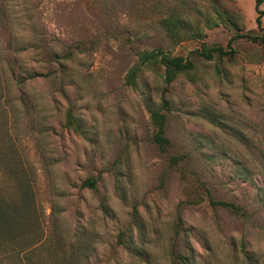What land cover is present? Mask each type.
<instances>
[{"label":"rangeland","instance_id":"1","mask_svg":"<svg viewBox=\"0 0 264 264\" xmlns=\"http://www.w3.org/2000/svg\"><path fill=\"white\" fill-rule=\"evenodd\" d=\"M221 2L241 10L245 31H258L256 0ZM202 5L0 0V194L18 192L16 166L32 182L50 241L65 253L89 246L83 264H264V51L240 39L236 61L197 57L201 43L171 37L166 21L194 24ZM207 33L224 46L233 37L224 27ZM156 48L190 58L195 71L166 84L163 69H148L138 87L126 85L137 52ZM10 63L38 77L17 86ZM69 106L85 136L65 126ZM157 109L167 116L166 151L152 140ZM122 233L139 253L119 243Z\"/></svg>","mask_w":264,"mask_h":264},{"label":"trees","instance_id":"2","mask_svg":"<svg viewBox=\"0 0 264 264\" xmlns=\"http://www.w3.org/2000/svg\"><path fill=\"white\" fill-rule=\"evenodd\" d=\"M204 5L198 6L196 11L198 18L196 22L190 23L187 19L178 18L176 21H166L171 26L173 38L177 36H186L189 39L199 41L200 48L196 49L193 54L206 61H236L240 52L234 47V43L240 39L248 40L258 45L264 51V0H256L255 11L257 13L256 24L258 31H245L244 18L241 10L235 5V0H229L234 3V8L225 7L221 0H200ZM219 27L227 28L233 33L227 46L217 43L207 42V31ZM22 44L25 43V36L21 35ZM252 59H256L255 53L249 54ZM59 58L58 53L54 55ZM70 59V56L64 55L63 60ZM60 61V62H59ZM59 74L60 77L65 75L66 64L60 59ZM7 74L17 86H24L28 79L38 77L35 70L20 72L13 64H7ZM63 68V69H62ZM163 69V78L166 84H171L180 75H189L195 71V63L184 56H173L166 53L162 48L153 50H140L137 52V61L125 76V84L131 87H138L140 80L144 77L148 69ZM19 69V70H18ZM216 70L221 74L222 68L216 66ZM6 74V75H7ZM0 74V84H1ZM164 101L163 110H170V107ZM209 113L205 114V119H210ZM151 121L155 128L152 140L161 151H166L171 145L166 132L167 116L161 109L151 111ZM65 126L80 136L86 135V129L82 120L74 113V109L69 106L65 117ZM181 157H173L172 163L181 161ZM11 169L13 180L17 186L16 194H0V264H83V260L88 257V245H83L79 241L65 253L63 245L60 242L50 241L44 229V213L38 206L35 197V191L31 180L24 176L20 169L13 166ZM96 182L87 180L85 187L94 188ZM264 201V200H263ZM212 206L226 208L237 214H244L243 208L232 202L217 201L210 197ZM264 203V202H263ZM138 218H135L137 221ZM126 233L119 236V243L126 245L129 249L139 253L134 249L132 243L125 239ZM246 257L249 252L244 250ZM63 253L58 255L59 253Z\"/></svg>","mask_w":264,"mask_h":264}]
</instances>
